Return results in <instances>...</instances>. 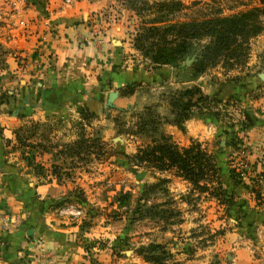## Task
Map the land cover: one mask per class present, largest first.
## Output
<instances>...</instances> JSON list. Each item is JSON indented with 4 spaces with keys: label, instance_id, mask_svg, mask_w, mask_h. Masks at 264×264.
Returning <instances> with one entry per match:
<instances>
[{
    "label": "rangeland",
    "instance_id": "rangeland-1",
    "mask_svg": "<svg viewBox=\"0 0 264 264\" xmlns=\"http://www.w3.org/2000/svg\"><path fill=\"white\" fill-rule=\"evenodd\" d=\"M24 1L36 0L1 2ZM90 1L100 2L91 16L95 29L117 19L123 23L126 55L141 66L143 78L131 81L130 91H123V85L110 87L117 92L112 104H104L110 92L105 89L98 106L78 104L63 118L34 114L39 105L35 86L42 82L43 69L36 65L38 58L28 61L15 54V71L0 74L1 84L8 81L1 86L0 102H12L0 110L14 108L12 116L20 119L7 139L12 172L18 174L21 164L43 171L41 162H50L48 173L64 187L56 204L71 209L65 213L80 264H264V150L253 155V143L245 139L253 123V117L250 123L245 117L264 113V78L259 76L264 74V0ZM253 8H259L261 27L247 38L239 56L212 57L204 51L208 35L188 39L172 28ZM175 47L183 49L173 52ZM4 59L0 52V67ZM43 63L50 67L47 58ZM147 73L156 79L146 81ZM199 79L236 89L231 95L208 94L215 98L211 103L217 115L193 108L190 115H203L206 132L201 139L184 136L182 143L169 132L167 120L174 116L177 90L199 87ZM227 98L232 99L223 104ZM149 112L156 122L141 127L138 116H151ZM171 125L185 134V122L184 130ZM165 140L180 151L198 143L220 167L218 176L231 198L214 194L222 191L213 177L172 182L167 174L178 175L176 168L161 169L140 153Z\"/></svg>",
    "mask_w": 264,
    "mask_h": 264
},
{
    "label": "crops",
    "instance_id": "crops-1",
    "mask_svg": "<svg viewBox=\"0 0 264 264\" xmlns=\"http://www.w3.org/2000/svg\"><path fill=\"white\" fill-rule=\"evenodd\" d=\"M1 1L0 29L4 31H0V52L5 59L0 74L15 71V54L27 57L28 61L31 56L38 58L36 65L43 72L41 84L35 86L39 105L34 114L63 118L76 110L78 104L100 105L105 89L110 91V87L143 78L141 66L126 55L123 23L117 19L102 30L93 27L92 11L100 7L99 1L36 0L21 4ZM45 58L51 62L50 67L43 63ZM147 74L146 81L157 77ZM165 82L167 85L168 80ZM196 83L207 94L231 95L236 89L233 85L215 86L200 79ZM6 84L8 81L1 84L0 80V90ZM29 98L26 101L30 105ZM8 104L12 102H0V108ZM14 111V108L10 113L0 110V264H80L79 254L74 250L76 238L69 225L70 216L65 213L71 209L56 204L64 194V187L58 177L48 173L50 162H41L43 171H35L34 164H21L18 174L12 172L7 139L14 136V128L20 121L19 116H12ZM201 116L191 113L185 121V134L171 124L169 132L182 143L184 136L201 139L206 132ZM250 117L253 123L246 130L245 139L253 143L251 150L255 155L256 150H264V113ZM167 175L172 176L169 179L172 182L185 181L180 175ZM50 202L55 204L49 206Z\"/></svg>",
    "mask_w": 264,
    "mask_h": 264
},
{
    "label": "trees",
    "instance_id": "trees-1",
    "mask_svg": "<svg viewBox=\"0 0 264 264\" xmlns=\"http://www.w3.org/2000/svg\"><path fill=\"white\" fill-rule=\"evenodd\" d=\"M259 8L249 9L240 13L213 16L202 20H189L173 24L176 35H183L188 39L198 38L202 35H208L210 41L205 45L204 51H209L212 57L226 55L228 57L239 56L243 53V44L252 35H255L261 25L257 21V13ZM264 11V7L261 9ZM157 29V27H152ZM153 44H156L153 42ZM156 51H161L160 46ZM183 48H172L173 52L182 51ZM157 52V53H158ZM160 53L153 58L156 61ZM129 83H125L122 87L123 91H130ZM178 99L172 102L171 111L174 114L173 118L167 120L171 124H175L178 128L184 130V122L190 117V112L193 108H197L201 112H209L217 115L216 110H212V101L214 96H209L201 91L198 86L186 87L177 90ZM197 96L195 97V95ZM232 98H227L223 104H227ZM220 101V100H219ZM149 109V108H147ZM151 116H138L137 124L147 125L150 122H156L153 112L148 113ZM92 115V113H91ZM246 122H251V117H245ZM246 123L241 125L244 127ZM236 136L235 133L232 134ZM142 155H145L149 162L155 163L159 168H176L178 175L192 183H199L201 178L213 177L216 181L215 186L221 189V192L214 193L215 195H223L225 198H231L226 188L223 186L220 177L218 176L220 167L216 165L212 156L207 153L198 143H192L180 151L173 143L166 141L161 144H153L151 147L140 150ZM207 186V185H205ZM214 186V187H215ZM260 195L257 194L259 199ZM222 199V198H221ZM264 201V197H262ZM262 201V202H263ZM261 202V203H262Z\"/></svg>",
    "mask_w": 264,
    "mask_h": 264
},
{
    "label": "water",
    "instance_id": "water-1",
    "mask_svg": "<svg viewBox=\"0 0 264 264\" xmlns=\"http://www.w3.org/2000/svg\"><path fill=\"white\" fill-rule=\"evenodd\" d=\"M259 76L261 78H264V74L263 73H259ZM117 92L116 91H110L107 97V104H112V100L113 98L116 96Z\"/></svg>",
    "mask_w": 264,
    "mask_h": 264
}]
</instances>
